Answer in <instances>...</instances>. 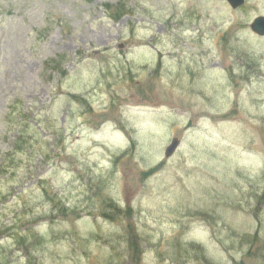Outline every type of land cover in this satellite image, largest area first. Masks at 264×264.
Wrapping results in <instances>:
<instances>
[{"label": "rangeland", "instance_id": "obj_1", "mask_svg": "<svg viewBox=\"0 0 264 264\" xmlns=\"http://www.w3.org/2000/svg\"><path fill=\"white\" fill-rule=\"evenodd\" d=\"M259 16L0 0V264H264Z\"/></svg>", "mask_w": 264, "mask_h": 264}, {"label": "trees", "instance_id": "obj_2", "mask_svg": "<svg viewBox=\"0 0 264 264\" xmlns=\"http://www.w3.org/2000/svg\"><path fill=\"white\" fill-rule=\"evenodd\" d=\"M25 124L26 123H24V128L18 127L17 132H19L20 137L17 140V144L14 148V151L12 149L10 152L7 153L9 158L12 156L13 153L20 152L21 154H23V152H24L23 147L25 144L24 143V133H28L30 130H33L37 134V136L40 135V132L37 128L33 127L30 124L29 125L27 124L28 126L26 127ZM4 167L6 170H10L7 166H4ZM15 228H12L13 232L11 234L7 235L5 238L10 239V240H16V243H18V242L24 243V230L22 232H18ZM2 231H3L2 227H0V235L2 234ZM29 231H31V229L27 228L25 232L28 233ZM6 242H8V240ZM0 249H1V243H0ZM0 258L2 259V261L6 262L7 257L3 256V258H2V253L0 254Z\"/></svg>", "mask_w": 264, "mask_h": 264}, {"label": "water", "instance_id": "obj_3", "mask_svg": "<svg viewBox=\"0 0 264 264\" xmlns=\"http://www.w3.org/2000/svg\"><path fill=\"white\" fill-rule=\"evenodd\" d=\"M233 7H237L243 3V0H229ZM251 28L258 34L264 35V17L257 18ZM180 141L177 138H174L171 144L166 148L165 156L170 157L176 151Z\"/></svg>", "mask_w": 264, "mask_h": 264}]
</instances>
